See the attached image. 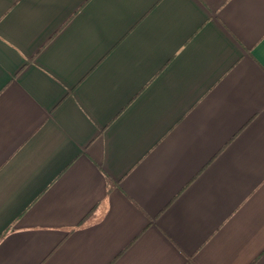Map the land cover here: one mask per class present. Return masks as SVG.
Instances as JSON below:
<instances>
[{"label":"crops","instance_id":"1","mask_svg":"<svg viewBox=\"0 0 264 264\" xmlns=\"http://www.w3.org/2000/svg\"><path fill=\"white\" fill-rule=\"evenodd\" d=\"M0 264H264V0H0Z\"/></svg>","mask_w":264,"mask_h":264}]
</instances>
